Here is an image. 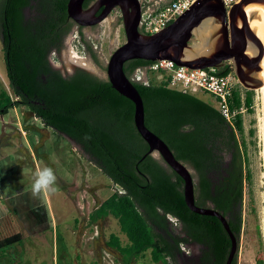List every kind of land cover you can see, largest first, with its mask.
Masks as SVG:
<instances>
[{
  "label": "trees",
  "instance_id": "1",
  "mask_svg": "<svg viewBox=\"0 0 264 264\" xmlns=\"http://www.w3.org/2000/svg\"><path fill=\"white\" fill-rule=\"evenodd\" d=\"M68 1L0 0V36L13 92L0 91V116L26 106L44 125L73 139L120 187L91 212L90 221L108 216L118 220L128 241L123 243L112 232L107 244L122 255L124 264L147 251L154 263L180 264L177 255L189 240L203 245L196 264H226L232 245L228 231L218 217L188 207L182 177L148 152L135 124L134 102L107 78L82 68L65 77L52 67L50 53L60 50L75 23ZM92 1L85 0L84 7ZM93 57L98 60L94 52ZM150 62L127 60L124 71L132 79L138 67ZM230 70L228 63L217 72ZM133 82L143 98L146 125L178 159L196 169V203L222 212L240 239L244 187L250 176L247 146L243 148L239 137L245 133L244 114L229 121L211 99L171 88L166 79ZM242 105L253 110L254 90L246 89L243 96L239 90L234 93L233 107ZM169 214L183 224L186 235L173 231ZM20 240L21 235L14 234L0 241V249ZM232 264H238V255Z\"/></svg>",
  "mask_w": 264,
  "mask_h": 264
},
{
  "label": "rangeland",
  "instance_id": "2",
  "mask_svg": "<svg viewBox=\"0 0 264 264\" xmlns=\"http://www.w3.org/2000/svg\"><path fill=\"white\" fill-rule=\"evenodd\" d=\"M85 33L86 41L93 46L100 64L88 53L77 27L68 35L69 44L63 50L62 60L53 55L52 61L63 71L74 68L72 62L83 63V67L93 74L107 78L106 68L112 53L126 41L121 11L114 9L103 21L86 27ZM228 63L233 62H226ZM147 76L154 81L161 80L159 74L149 73ZM3 88L13 94L0 36V91ZM246 89L250 88L243 85V94ZM252 90L253 110L244 111L245 133L239 135L243 148L247 146V169L250 176L244 187L238 264H264V155L259 126L262 102L258 88ZM199 95L212 98L215 104V99L210 94ZM250 129L255 130L254 135L250 134ZM189 166L197 179L195 170ZM37 167H50L56 175L53 186L55 191H50L47 198L37 196L41 204L46 205L52 230L31 234L28 229H23L27 238L21 248L12 252L10 250L2 263L124 264L122 255L107 244L112 232L117 233L123 243L128 241L127 236L120 231L118 220L108 216L90 223L88 218V213L95 206L120 187L82 153L73 139L44 125L26 106L12 108L8 114L0 116V189L3 194L15 193L22 188L25 191L32 187ZM22 198L25 195L17 196L15 204ZM69 199L73 204L77 202L78 210L70 204ZM77 214L80 221L75 224L74 217L76 219ZM70 226L74 232H71ZM171 226L176 234L185 235L181 223ZM181 247L184 248V253L177 255L179 263H193L200 246L188 241ZM10 255L15 256V263H11ZM131 264L157 263L152 261L150 251H147L144 257Z\"/></svg>",
  "mask_w": 264,
  "mask_h": 264
},
{
  "label": "water",
  "instance_id": "3",
  "mask_svg": "<svg viewBox=\"0 0 264 264\" xmlns=\"http://www.w3.org/2000/svg\"><path fill=\"white\" fill-rule=\"evenodd\" d=\"M84 1H68L69 16L80 25L97 24L115 7L120 8L126 41L112 53L106 68L107 79L116 90L134 102L135 124L149 145L148 152L182 177L188 207L221 220L232 241L226 264H232L238 253L239 239L222 212L211 205L196 203L197 179L189 165L195 172L196 169L189 162L178 159L166 141L146 125L143 98L125 73L124 63L130 59H171L191 68H219L231 60L241 83L246 88H259L263 80L256 74L262 69L260 60L264 55V43L251 27L252 14L248 11V2L258 1L264 6V0H233L229 7L224 0H197L166 27L154 33H144L140 29L143 0H94L87 7H84ZM101 7V13L97 14ZM204 23H211V29L207 35L199 37L195 30ZM201 42L205 47L196 49L195 43ZM249 48L255 50L253 55L247 53Z\"/></svg>",
  "mask_w": 264,
  "mask_h": 264
},
{
  "label": "built area",
  "instance_id": "4",
  "mask_svg": "<svg viewBox=\"0 0 264 264\" xmlns=\"http://www.w3.org/2000/svg\"><path fill=\"white\" fill-rule=\"evenodd\" d=\"M197 0H171L161 8L155 7L151 2H143L140 29L144 33L160 31L184 13ZM231 6L233 0H224ZM231 70L225 74H219L217 67L191 68L179 65L171 59H160L138 67L132 80L148 83L152 80L147 74H159L160 79H166L171 88L184 92L210 94L215 99V105L219 111L232 121L239 112L244 113L246 108L233 107L234 93L240 91L243 94V84L239 80L234 63ZM145 76L146 78L144 79ZM160 80V81H161ZM172 222L177 224L178 219L169 214Z\"/></svg>",
  "mask_w": 264,
  "mask_h": 264
},
{
  "label": "crops",
  "instance_id": "5",
  "mask_svg": "<svg viewBox=\"0 0 264 264\" xmlns=\"http://www.w3.org/2000/svg\"><path fill=\"white\" fill-rule=\"evenodd\" d=\"M148 1L151 2L155 7L161 8L171 0H143V2L146 3ZM7 125L12 126L10 123H7ZM21 195H25V198H22L20 202H18V204H15V198ZM69 202L71 205L76 206L78 210L77 202L75 204H73L71 200ZM98 206L99 205L95 206L93 210ZM92 211L88 213L90 223H92L90 221V214ZM75 216L76 219L74 217V222L76 224L80 221V216L79 214ZM69 228L71 232H74L71 226ZM26 229H28L31 234L49 231L50 229L52 230V225L49 222L46 205H42L39 201V198L37 196H33L32 187H29V189L25 191L24 188H22L18 192H10L7 194H3L2 190L0 189V241L14 234L21 235V240L19 242L13 243L10 246L0 249V264H3L2 261H4V259L8 257V255L10 254V250L12 252L14 249L21 248V245L27 238L25 232H22V230L25 231ZM14 257L15 256L10 255L11 263L16 262V259Z\"/></svg>",
  "mask_w": 264,
  "mask_h": 264
},
{
  "label": "bare ground",
  "instance_id": "6",
  "mask_svg": "<svg viewBox=\"0 0 264 264\" xmlns=\"http://www.w3.org/2000/svg\"><path fill=\"white\" fill-rule=\"evenodd\" d=\"M248 11L252 14V20H251V27L253 30L257 33V35L261 38V40L264 43V6L258 2H248ZM211 29V23L208 24H201L196 30V34L199 37H204L208 34V32ZM196 49H201L205 47V44L203 42L201 43H195L194 45ZM253 52V53H250ZM247 53L249 55H253L255 53V50L252 48H249ZM262 69L257 73L258 77H260L263 80V85L258 88V91L260 92V98L262 102L261 112L260 113V129L263 139V155H264V55L261 57L260 60ZM87 64V63H86ZM260 100V99H259Z\"/></svg>",
  "mask_w": 264,
  "mask_h": 264
},
{
  "label": "flooded vegetation",
  "instance_id": "7",
  "mask_svg": "<svg viewBox=\"0 0 264 264\" xmlns=\"http://www.w3.org/2000/svg\"><path fill=\"white\" fill-rule=\"evenodd\" d=\"M94 1V0H93ZM92 1V2H93ZM91 2V3H92ZM90 3V4H91ZM89 4V5H90ZM102 9H103V7H101L98 11H97V14H100L101 13V11H102ZM114 9H119L120 10V8L119 7H115ZM113 9V10H114ZM112 10V11H113ZM111 11V12H112ZM121 11V10H120ZM123 20V19H122ZM98 24V23H97ZM96 24H94V25H80V24H78V23H74V26H73V28L74 27H77V29H78V32H79V34H80V36H81V38H84V40H85V45H86V49H87V51H88V53H90V55L93 57V52L95 53V51H94V48H93V46L90 44V43H88L87 41H86V33H85V28L86 27H88V26H95ZM72 28V29H73ZM72 29H71V31H72ZM70 31V32H71ZM69 32V33H70ZM69 33L64 37V39H63V41H62V45H61V48H60V50H53L51 53H50V57H49V59H50V63H51V65H52V67L53 68H55V69H58V70H60V72L62 73V75L63 76H65V77H69V76H71V75H73L76 71H77V69L78 68H82V69H84V70H86V71H88V72H90V73H92L91 71H89L88 69H86V68H84L83 67V63H78V62H72V65H74V68H72V69H67L66 71H63L62 69H60V68H58L55 64H54V62L52 61V57H53V55H56L57 57H59L61 60H62V53H63V50L68 46V44H69V40H68V35H69ZM92 50V51H91ZM93 59L95 60V62H97L98 64H100V61H99V59L98 60H96L94 57H93ZM229 61H231V60H227L226 62H229ZM226 62L224 63V64H226ZM224 66V65H223ZM93 74V73H92ZM101 78V77H100ZM132 78H133V75H132ZM175 217V216H174ZM170 219V218H169ZM101 220V219H100ZM172 222V221H171ZM174 223V222H173ZM177 223H181V222H177ZM175 224V223H174ZM176 225V224H175ZM181 225H182V227H183V224L181 223ZM185 235H186V233H185ZM190 241V243H195L196 245H199L200 246V250H199V252H198V254L196 255V259H195V261L193 262V263H190V264H196V263H198L199 262V260H200V256H201V248L203 247V245L201 244V243H199V242H197V241H194V240H189ZM182 248V250L179 252V253H181V254H183L184 253V248L183 247H181Z\"/></svg>",
  "mask_w": 264,
  "mask_h": 264
},
{
  "label": "clouds",
  "instance_id": "8",
  "mask_svg": "<svg viewBox=\"0 0 264 264\" xmlns=\"http://www.w3.org/2000/svg\"><path fill=\"white\" fill-rule=\"evenodd\" d=\"M88 139V137H86ZM56 182V175L50 167H37L34 173V182L32 184L33 196H47L50 191H55L53 187Z\"/></svg>",
  "mask_w": 264,
  "mask_h": 264
}]
</instances>
